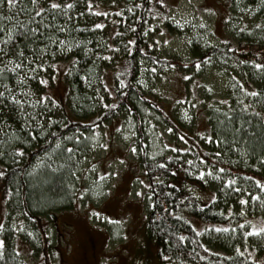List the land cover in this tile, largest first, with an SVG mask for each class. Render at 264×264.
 <instances>
[{
  "label": "trees",
  "instance_id": "trees-1",
  "mask_svg": "<svg viewBox=\"0 0 264 264\" xmlns=\"http://www.w3.org/2000/svg\"><path fill=\"white\" fill-rule=\"evenodd\" d=\"M169 6L167 0L0 4V185L7 210L0 264H25L17 236L28 244L36 236L40 251L49 250L43 219L73 208L91 135L122 110L136 131L148 196L145 234L160 263L264 264V233L253 234L252 224L260 217L256 229L264 228V3L237 40L224 33L221 44L210 47L195 38L184 62L154 53L148 36L161 21L172 28ZM218 58L230 60L229 69L239 74L226 95L208 102L203 133L181 127L138 84L141 60L185 69ZM65 61L71 63L62 104L46 90L54 65ZM143 104L173 131L171 152L151 157ZM22 221L19 233L14 226Z\"/></svg>",
  "mask_w": 264,
  "mask_h": 264
},
{
  "label": "rangeland",
  "instance_id": "rangeland-1",
  "mask_svg": "<svg viewBox=\"0 0 264 264\" xmlns=\"http://www.w3.org/2000/svg\"><path fill=\"white\" fill-rule=\"evenodd\" d=\"M167 3L170 5L167 20L172 28L168 29L161 21L148 36L154 41V53L184 62L192 58L195 38L201 46L210 47L220 45L224 33L237 40L240 30L251 27L264 0H167ZM70 63L54 65L53 82L46 92L57 103H65L68 89L64 76ZM139 65L138 84L144 92L156 96L181 127L196 133H203L208 127L205 115L208 102L226 95L234 75L239 74L229 69L230 60L222 58L210 59L198 68H159L145 60ZM149 109L152 108L143 104L144 129L151 157H157L171 152L169 148L176 138L160 114ZM91 136L92 153L78 170L75 184L78 199L73 208L58 212L52 219H43V224L49 223L46 228L49 250L40 251L36 236L31 244L17 236L16 251L25 264H161L157 246L145 234L148 196L138 169L132 118L122 110ZM6 215L0 185V228L6 224ZM25 224L17 222L14 228L20 233ZM252 224L256 229L262 220L256 217Z\"/></svg>",
  "mask_w": 264,
  "mask_h": 264
},
{
  "label": "snow or ice",
  "instance_id": "snow-or-ice-1",
  "mask_svg": "<svg viewBox=\"0 0 264 264\" xmlns=\"http://www.w3.org/2000/svg\"><path fill=\"white\" fill-rule=\"evenodd\" d=\"M5 0H0V4L4 3ZM36 0H33V3H35ZM16 0H7V6L8 8H12L15 6ZM60 5L58 4H51V7L56 8L59 7ZM44 9L42 8L41 11H43ZM9 39H11V37H9ZM0 43H5L0 41ZM0 54H5L3 49H0ZM21 55H23V53H20ZM257 67H260V65H257ZM0 95H2V93H0ZM253 95H255V93H253ZM3 173H0V175H2ZM259 183V182H258ZM262 189H264V185H261ZM242 203H244V201H241ZM218 231L220 229H217ZM224 231H227V229H224ZM260 233H264V228H259V229H254L253 230V234H260Z\"/></svg>",
  "mask_w": 264,
  "mask_h": 264
}]
</instances>
